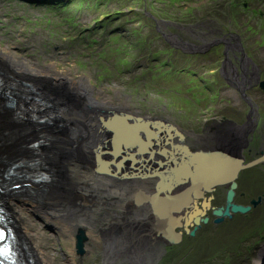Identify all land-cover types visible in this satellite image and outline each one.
I'll return each mask as SVG.
<instances>
[{
    "label": "flooded vegetation",
    "instance_id": "obj_1",
    "mask_svg": "<svg viewBox=\"0 0 264 264\" xmlns=\"http://www.w3.org/2000/svg\"><path fill=\"white\" fill-rule=\"evenodd\" d=\"M155 30L176 52L196 56L219 46L218 74L224 88L235 92L236 101L223 105V100L172 96L177 106H168L165 92L157 93L156 105L148 104L142 94L125 95V114L134 123H151L146 128L154 138L139 133L142 140L132 147V175L114 177L131 183L129 193L121 192L117 208L124 239L113 250L94 245L93 264H241L250 256H244L250 251L245 238L253 242L264 228V112L248 94L261 89L263 70L255 69L236 32L212 18ZM217 86L205 90L218 95ZM198 96L202 101L214 98ZM216 104L215 112L209 113ZM215 154L231 157L224 173L223 167L216 169L221 162L211 161L213 171L207 167L209 156ZM249 229L255 231L252 236L246 235Z\"/></svg>",
    "mask_w": 264,
    "mask_h": 264
},
{
    "label": "rangeland",
    "instance_id": "obj_2",
    "mask_svg": "<svg viewBox=\"0 0 264 264\" xmlns=\"http://www.w3.org/2000/svg\"><path fill=\"white\" fill-rule=\"evenodd\" d=\"M202 18L207 21L212 18L219 26L236 32L255 69H262L261 76L264 77V0H0V45L8 47L17 56L35 58L41 65L55 62L62 70L87 75L96 89L104 90L113 99L116 98L115 89H120L123 96L136 98L142 94L148 97L150 105H156L157 93L161 96L164 92L168 106H177L171 101L172 96L183 99L186 95H192V99L200 102L223 100L220 102L223 105L228 100L235 102L237 95L231 88H224L218 74L221 73L218 71L221 63L219 46L208 54L196 56L176 52L155 30L156 26L180 27ZM57 83L51 82V85L45 81L42 88L51 92L56 86L64 88ZM66 85L75 92H84L77 84ZM216 86L220 89L218 95L205 90V87L214 89ZM260 88L249 90L248 94L259 101L258 108L264 112V89ZM60 92L65 96L63 89ZM201 93L214 98L207 97L202 101L198 99ZM215 107L217 104L208 112L214 113ZM4 120V117L0 119L1 122ZM8 146L0 147V164L7 165L4 157L12 153L4 151ZM15 149L25 153L20 147ZM3 192L5 195L6 191ZM39 224L36 222L35 225L44 234L49 237L54 234L51 225ZM253 232L249 229L246 235L252 236ZM19 233L16 235L21 247L25 242ZM263 236L264 228L255 234L253 242L248 240L249 237L245 238L244 244L250 246V251L244 256H250L246 261L242 256L241 264H255L259 257H255L256 247ZM54 237L57 241L51 242L52 253L59 264H67L61 260L63 256L58 251L65 250L63 239ZM90 244V257L85 258L83 253L84 259H78V264H93L94 239ZM74 255L78 254L75 252ZM259 259L258 264H263V256ZM185 264L189 262L185 261Z\"/></svg>",
    "mask_w": 264,
    "mask_h": 264
},
{
    "label": "bare ground",
    "instance_id": "obj_3",
    "mask_svg": "<svg viewBox=\"0 0 264 264\" xmlns=\"http://www.w3.org/2000/svg\"><path fill=\"white\" fill-rule=\"evenodd\" d=\"M45 81L58 82L64 88L56 86L51 92L42 88ZM0 83V119L5 118L0 121V147L9 145L4 151L12 152L4 157L7 165L0 164L1 202L13 224V238L17 239L16 233L20 232L25 247L37 260L32 264H59L50 247L51 242L57 241L54 235L63 239L62 256L66 263L78 264V259L83 260L84 256L74 255L72 245L80 229L87 238L83 244L85 258L90 257L93 239L97 247L106 249L122 244L124 235L117 208L121 192L129 193L131 183L122 184L113 177L96 174L84 160L89 150L106 143L107 134L100 120L129 109L126 96L115 89L113 99L104 90L96 89L87 75L62 70L55 62L41 65L35 58L17 56L1 45ZM66 84H77L84 92H75L66 88ZM62 89L65 96L60 92ZM26 95L36 96L40 105L26 101ZM31 115L37 118L31 120ZM19 147L25 153L15 149ZM25 159L40 164L46 178L23 182L25 179L17 173L29 167L16 163ZM15 183L19 185L12 186ZM91 197L95 200L90 203ZM36 222L51 225L54 234L50 237L44 234Z\"/></svg>",
    "mask_w": 264,
    "mask_h": 264
},
{
    "label": "water",
    "instance_id": "obj_4",
    "mask_svg": "<svg viewBox=\"0 0 264 264\" xmlns=\"http://www.w3.org/2000/svg\"><path fill=\"white\" fill-rule=\"evenodd\" d=\"M24 1L31 2L32 0ZM259 85L264 89V78L260 79ZM130 119L132 118L128 117L125 113H112L109 114L106 119L102 118L100 120L102 129H104L107 134L106 138L104 139L106 140V143L100 147H93L91 150H89L87 154L88 156H86L84 160L85 164H89L88 167H91L94 172L98 173L99 175L104 174L113 178L120 177L122 175L130 177L132 175L133 149L135 147V142L142 140L139 133L145 132L150 138L153 139L154 132H150V130L146 128V126L151 123L143 120H141V122L134 123ZM209 157L210 162L212 160L215 161V164L221 162L222 165H218L216 167L217 171L220 172L219 169L223 167L222 172L224 173V168L229 167V160L231 157L229 158V156H223L222 154H215ZM231 160L234 161L233 159ZM238 164L239 162L236 161L234 166ZM207 167L210 171H213L214 169L212 162L209 163ZM233 186L234 183L232 184V187ZM231 193L232 190H229L227 196L228 199H230ZM71 195L78 198L74 191H71ZM232 209L244 210L245 208L242 206L239 207L238 205H232ZM75 237V242L72 247L74 248L75 252L83 255V253H85L83 244L87 239L84 235V231L81 229L78 230V232L75 234ZM257 250L258 252L255 257L259 256L260 258L263 256L262 260L264 261V236ZM25 260L27 263L24 261L23 264H32L33 261L37 262L32 254H30L29 258Z\"/></svg>",
    "mask_w": 264,
    "mask_h": 264
}]
</instances>
